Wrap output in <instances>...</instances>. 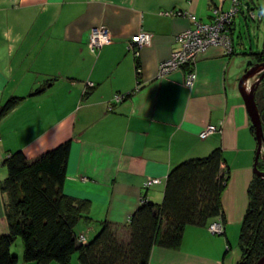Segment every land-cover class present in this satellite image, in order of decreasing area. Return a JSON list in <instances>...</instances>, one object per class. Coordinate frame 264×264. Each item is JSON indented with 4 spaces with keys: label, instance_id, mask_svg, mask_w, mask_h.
Instances as JSON below:
<instances>
[{
    "label": "crops",
    "instance_id": "0c3cea01",
    "mask_svg": "<svg viewBox=\"0 0 264 264\" xmlns=\"http://www.w3.org/2000/svg\"><path fill=\"white\" fill-rule=\"evenodd\" d=\"M248 6L230 27L232 54L208 49L195 63L194 84L186 87L185 69L161 77L159 64L178 48L180 32L209 23L211 10H228L229 0H0V105L22 98L0 119V166L11 152L33 159L71 141L64 192L89 200V224L124 225L143 197L161 202L171 168L220 148L228 171L224 234L188 226L177 250L154 247L148 264H236L256 151L239 80L264 48V13L253 26ZM176 10L190 13L193 22L163 14ZM100 25L112 43L95 55L88 38ZM144 33L150 42L135 59L128 43ZM256 78L245 82V91ZM117 94L130 96L111 105ZM208 125L219 131L200 140ZM5 177L0 172V184ZM148 179L163 183L145 189ZM6 199L0 190V234L7 231Z\"/></svg>",
    "mask_w": 264,
    "mask_h": 264
},
{
    "label": "trees",
    "instance_id": "16d2710c",
    "mask_svg": "<svg viewBox=\"0 0 264 264\" xmlns=\"http://www.w3.org/2000/svg\"><path fill=\"white\" fill-rule=\"evenodd\" d=\"M254 56L257 64L264 63V48ZM43 90L38 88L34 94ZM21 101L22 98L10 97L0 105V119ZM254 104L264 135V76L255 89ZM70 150L71 141H65L33 159L20 150L4 158L6 177L0 190L7 197V231L0 234V264L18 263V257L11 252L17 239L24 264H71L74 255L78 264H148L154 247L177 250L188 226L208 230L219 223L223 232L214 236L224 234L221 196L228 171L220 148L171 168L159 204L143 197L126 224L98 222L99 231L97 228L89 241L80 229V224L91 220L89 200L64 192ZM256 167L264 171V163L257 162ZM237 243L242 264H256L264 256V179L257 175L248 188V206ZM230 247L227 243L228 251Z\"/></svg>",
    "mask_w": 264,
    "mask_h": 264
},
{
    "label": "built area",
    "instance_id": "2783aa9c",
    "mask_svg": "<svg viewBox=\"0 0 264 264\" xmlns=\"http://www.w3.org/2000/svg\"><path fill=\"white\" fill-rule=\"evenodd\" d=\"M230 8L223 11L220 8L211 10V21L207 24L194 22L192 28L180 32L176 36L178 48L172 52L170 58L159 64V76H165L169 73L185 69L184 85L191 87L196 80L195 63L197 59L204 55L208 49L212 47H220L224 55H230L232 52V39L230 35V26L236 14L239 12L240 0H229ZM168 17H187L193 22V16L190 13L183 11L163 12ZM250 15H253L252 13ZM150 42V35L147 33L139 34L130 39L128 49L133 54L134 58L138 57L139 50L147 46ZM112 43V38L105 26H96L90 30L88 38V48L92 54H97L106 45ZM137 75L140 69L136 70ZM92 87L91 83L87 84ZM126 95L117 94L112 98L111 103L118 104L125 99ZM112 107L109 106V110ZM219 129L215 126L208 125L200 134V140L207 139L210 135L218 132ZM163 181L159 179H148L144 183V188L147 189L154 185H159ZM208 231L214 235H219L223 232V228L219 223L212 224ZM81 240L84 239L81 237Z\"/></svg>",
    "mask_w": 264,
    "mask_h": 264
},
{
    "label": "water",
    "instance_id": "95a60500",
    "mask_svg": "<svg viewBox=\"0 0 264 264\" xmlns=\"http://www.w3.org/2000/svg\"><path fill=\"white\" fill-rule=\"evenodd\" d=\"M256 73H259L260 76L253 82V84L250 86L249 91H245L244 89V84L245 82L255 76ZM264 76V63H259L256 65H253L252 67H250L245 74L240 78L239 80V92L240 95L243 99L244 105H245V109L246 112L248 114V117L250 119L251 125L254 128V135L257 141V150H256V154H255V160H254V165H253V171L254 173L263 178L264 179V172H261L257 169V159H258V155L260 152V148L262 145V140H263V131H262V126H261V121L259 118V115L257 113L255 104H254V93H255V89L258 86L260 80L263 78ZM256 264H264V256L261 257Z\"/></svg>",
    "mask_w": 264,
    "mask_h": 264
},
{
    "label": "rangeland",
    "instance_id": "374dc122",
    "mask_svg": "<svg viewBox=\"0 0 264 264\" xmlns=\"http://www.w3.org/2000/svg\"><path fill=\"white\" fill-rule=\"evenodd\" d=\"M247 4L251 7L250 8V10L248 9L247 10V19L249 20V21H251L250 22V24L251 25H253L254 26V24H257L258 25V23H254L255 21H259V19H258V17L261 15V16H263L262 14H260L259 15V13H260V11H263V13H264V0H259L258 1V3H256L255 1H253L251 4H249V3H247V1H242V0H240V6H239V10H242V9H245L246 8V6H247ZM248 6V7H249ZM247 9V8H246ZM261 9V10H260ZM253 14V15H250V14ZM262 13V12H261ZM250 17V18H249ZM260 18V17H259ZM234 21V20H233ZM263 22H264V17H263ZM263 26H264V24H263ZM232 39V38H231ZM252 67V66H251ZM260 76V74H256V77L258 78ZM256 78V79H257ZM255 79V80H256ZM253 84V83H252ZM251 84V85H252ZM250 85V86H251ZM249 86V87H250ZM250 89V88H249ZM251 123V122H250ZM252 126V125H251ZM253 135H254V128H253ZM254 138H255V135H254ZM200 139V138H199ZM255 141H256V138H255ZM264 142V135H263V140H262V143ZM256 150H257V141H256ZM255 154H256V151H255ZM257 162H262V163H264V145L263 146H261V148H260V152H259V155H258V159H257ZM0 172L1 173H3L4 174V172H5V168L4 167H1L0 166ZM264 172V171H263ZM254 175H256L255 173H254ZM162 201V200H161ZM160 203V202H159ZM159 203H157V204H159ZM82 223V222H81ZM84 223V222H83ZM80 224L81 226H80V229L81 230H83L82 231V233L85 235V237H86V240L87 241H89V240H91L94 236H95V232L93 233V232H91L90 231V229H88V228H90L91 226H94V227H96V228H98V231H99V225L96 223H91V224H89V226H87V225H85V224ZM92 230V229H91ZM97 230V229H96ZM212 235H214L213 233H212ZM237 246V250H239V247H238V243H236L235 242V247ZM235 250V249H234ZM237 250H235V251H237ZM11 252H12V254H14V255H16V256H21V254H22V247H21V242H20V240L19 239H17L16 241H15V243H13V245H12V248H11ZM239 252H240V250H239ZM240 257V256H239ZM238 262V261H237ZM21 263V262H20ZM239 264H242L243 263V261H239L238 262ZM51 264H56V263H54V262H52ZM71 264H78V260H77V256L76 255H74V256H72V260H71Z\"/></svg>",
    "mask_w": 264,
    "mask_h": 264
},
{
    "label": "bare ground",
    "instance_id": "6f19581e",
    "mask_svg": "<svg viewBox=\"0 0 264 264\" xmlns=\"http://www.w3.org/2000/svg\"><path fill=\"white\" fill-rule=\"evenodd\" d=\"M256 74H257V73H256ZM256 74H255V75H256ZM258 74H259V73H258ZM260 81H261V80H260ZM247 91H249V89H248ZM249 120H250V119H249Z\"/></svg>",
    "mask_w": 264,
    "mask_h": 264
}]
</instances>
